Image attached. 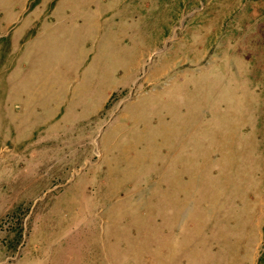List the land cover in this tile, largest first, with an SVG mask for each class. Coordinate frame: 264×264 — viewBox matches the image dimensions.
<instances>
[{
    "label": "rangeland",
    "instance_id": "rangeland-1",
    "mask_svg": "<svg viewBox=\"0 0 264 264\" xmlns=\"http://www.w3.org/2000/svg\"><path fill=\"white\" fill-rule=\"evenodd\" d=\"M27 21L61 34L12 76ZM0 25V264H264V0H0Z\"/></svg>",
    "mask_w": 264,
    "mask_h": 264
},
{
    "label": "crops",
    "instance_id": "crops-1",
    "mask_svg": "<svg viewBox=\"0 0 264 264\" xmlns=\"http://www.w3.org/2000/svg\"><path fill=\"white\" fill-rule=\"evenodd\" d=\"M32 21H27L25 25H23L20 29L16 30L13 34V39H15V44H13V53H15V56H13L12 61L9 65H11V75H16L17 70L19 68V64H22V61H25L32 65H37L36 63H41V59L43 58L41 55V52L43 51L42 45L45 41V39L48 36H58L61 34V31L54 30L55 26H49L45 22H39L38 24L31 23ZM2 27H8L7 25H0ZM19 28V27H18ZM36 59V61L34 60ZM37 69L34 73H31L32 75V87L28 90V93L24 96L19 102H14V104H10L9 107L13 109L12 113H8V116H12L13 120L17 124H21L25 129L24 132L21 131L20 138H23L25 136L24 134H29L28 136L24 138H30L31 136L34 138L36 133H40L41 129L37 130L35 125L41 124V113L44 112L45 106H42L44 102L41 104V94L44 95L43 92H41V82H40V68L36 66ZM19 73V72H18ZM5 82H0V94H3L1 98L7 99V96H5L6 87L2 89V85L5 86ZM8 84V81L6 82ZM36 83H39V85H36ZM46 86V85H45ZM15 90L12 87H9L8 91ZM45 90V89H44ZM54 90H52L53 92ZM48 99L51 96H47ZM44 100V99H43ZM49 101V100H48ZM3 102H8V100H5ZM26 102V104H25ZM20 104V107H19ZM52 105H49L51 108ZM25 124L27 126H25ZM108 254V252H107ZM108 257V256H107Z\"/></svg>",
    "mask_w": 264,
    "mask_h": 264
},
{
    "label": "bare ground",
    "instance_id": "bare-ground-1",
    "mask_svg": "<svg viewBox=\"0 0 264 264\" xmlns=\"http://www.w3.org/2000/svg\"><path fill=\"white\" fill-rule=\"evenodd\" d=\"M218 240V239H217ZM219 243H220V241H219ZM227 243H229V242H227Z\"/></svg>",
    "mask_w": 264,
    "mask_h": 264
}]
</instances>
